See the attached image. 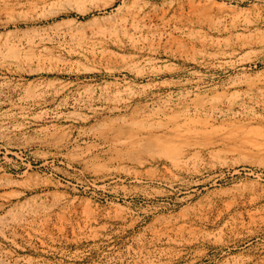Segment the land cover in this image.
I'll use <instances>...</instances> for the list:
<instances>
[{
  "label": "rangeland",
  "instance_id": "374dc122",
  "mask_svg": "<svg viewBox=\"0 0 264 264\" xmlns=\"http://www.w3.org/2000/svg\"><path fill=\"white\" fill-rule=\"evenodd\" d=\"M253 185L264 0H0V264H264Z\"/></svg>",
  "mask_w": 264,
  "mask_h": 264
},
{
  "label": "bare ground",
  "instance_id": "6f19581e",
  "mask_svg": "<svg viewBox=\"0 0 264 264\" xmlns=\"http://www.w3.org/2000/svg\"><path fill=\"white\" fill-rule=\"evenodd\" d=\"M258 191H259V193H258ZM248 194H251V196H253L252 198H260V197H264V187H256L255 185H253L251 188H250V190H249V192H248ZM229 201V200H228ZM229 202H231V201H229ZM255 234H250L249 235V239H251V238H253V236H254ZM260 247H261V251L260 252H264V244H261L260 245ZM261 258H263L264 259V257H261ZM263 259H262V262H263Z\"/></svg>",
  "mask_w": 264,
  "mask_h": 264
}]
</instances>
